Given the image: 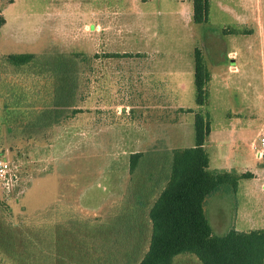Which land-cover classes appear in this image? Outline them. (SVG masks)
<instances>
[{
  "label": "rangeland",
  "instance_id": "obj_1",
  "mask_svg": "<svg viewBox=\"0 0 264 264\" xmlns=\"http://www.w3.org/2000/svg\"><path fill=\"white\" fill-rule=\"evenodd\" d=\"M91 1L0 0V160L17 177L8 190L0 186V264H138L171 149L194 144L193 114L186 113L200 111L193 76H181V86L168 74L194 47L214 85L227 54H235L236 72L224 86L229 100L208 85L202 112L212 115L214 133L206 149L211 168L227 159L234 172L252 175L237 194L208 198L206 217L216 236L262 228L264 168L250 146L264 134V0H252L255 36L243 44L223 39L221 28L239 27L215 9L212 29L185 23L192 44L157 1L108 0L103 10ZM156 25L162 36L150 39ZM27 54L24 63L11 59ZM136 153L142 158L130 173ZM174 264L199 262L181 255Z\"/></svg>",
  "mask_w": 264,
  "mask_h": 264
},
{
  "label": "trees",
  "instance_id": "obj_2",
  "mask_svg": "<svg viewBox=\"0 0 264 264\" xmlns=\"http://www.w3.org/2000/svg\"><path fill=\"white\" fill-rule=\"evenodd\" d=\"M191 2L192 22L206 25L209 22V0ZM223 31L224 34H241L236 30ZM113 56L121 57L118 54ZM125 57L130 55H122ZM11 59L24 63L32 59V55H17ZM68 59L74 68L73 60ZM64 60V57L58 60L62 70L67 67ZM193 72L195 105L200 111L188 109L186 113L193 114L194 146L172 150V159L162 170L165 185L148 209L150 237L138 264H174L175 258L181 255L193 256L199 264H264V229L248 232L231 229L223 236H216L206 217L204 207L208 198L218 194L235 195L239 182L252 179V175L209 170V155L204 145L211 134V119L202 109L208 105L211 76L200 49L193 52ZM78 112L73 110L72 114ZM46 115V125L49 126L53 122L52 114L47 112ZM141 158L139 153L130 156V173L134 172ZM262 162L264 165V155Z\"/></svg>",
  "mask_w": 264,
  "mask_h": 264
},
{
  "label": "crops",
  "instance_id": "obj_3",
  "mask_svg": "<svg viewBox=\"0 0 264 264\" xmlns=\"http://www.w3.org/2000/svg\"><path fill=\"white\" fill-rule=\"evenodd\" d=\"M135 1L137 2V4H139V3L144 4L147 1L150 2L151 0H135ZM154 1L155 2L157 1L156 4L158 6H160V8L162 7V8L165 9V14L166 15L171 16V19L175 20L180 25V26H178V29H182V31H183V34H182L183 37H181V38H184V41H186V40L190 41L191 40V43H192V40L194 38H192L191 35L188 33L189 29L187 31L188 34L184 30V28H187L185 26H188L189 24L195 25L192 22V2H191V0H154ZM64 2H66V1H64ZM88 2L91 3L92 1L88 0ZM108 3H109L108 0H105V2H103V0H100V2H99L100 10H103L104 6H105V9H107V4ZM214 9L217 12H220L223 15H225L226 19L229 20L230 22H232V24L234 26L239 27L238 29H239V32L241 33V34H237V35H231L229 33L228 34H224V36H223L224 40L228 39L229 42H232V43L236 42V43H242L243 44L245 38H247V37L252 38L253 36H255V32H254L253 27H252V22H253L252 0H209V22L206 24V26L209 27V28H211L210 21H212V15H213V10ZM142 12H143V14L141 12H140V14L142 16H145L144 19H148L149 16L147 15V13L145 11H142ZM217 19L222 20V18H220L219 16H217ZM185 23H187L188 25H186ZM214 23H216V22L214 21ZM224 24L225 23H223V25ZM196 26H200V25H196ZM161 27L162 26H158V25L153 27V28H155L157 30L152 32L153 35L150 37V39L151 38H155V36H157V35L158 36H162V33H161V35H159L160 33L158 32V30ZM149 28L151 29V27H149ZM153 28H152V30H153ZM226 29L227 28H225V27L221 28V30H226ZM221 30H219V31H221ZM236 31H238V30H236ZM150 39L148 38L147 42H150L151 41ZM225 42L227 43V41H225ZM195 49H199V48H195L194 47V50ZM194 50L192 51V53H191V51L188 53L189 59L187 60V62L186 61L183 62V63L181 62V63L177 64L176 67L174 66L175 64H171V66H174V67L172 68V70L169 73L167 72L169 74V76L178 75L180 77V79L176 83L181 84V86H183L185 84L184 78H182L183 76H185V75L186 76L187 75L188 76H193V73H194L193 72V52H194ZM190 54H191V57H190ZM151 57H154V56L151 55ZM151 57L149 56V54H147V55L145 54V58L146 59H150ZM171 57H170V59H171ZM228 57H231L230 58L231 60L228 61L229 62L228 66L223 67V72H221L220 75H219L220 77H222V78H220V82L216 83V85H214V79L212 78L213 86H215L217 88L216 91L221 92V93H219L220 94V98H219L220 100L222 98L223 99L226 98V100H229V98L231 97V95H229V97H228V94L224 96V93L226 94V92H225L226 89L224 88V86L227 85V83H229V81H231V80L228 79V76L230 74H233V73L236 72V66H234L235 65V60H234L235 54L234 53H228L227 54V59H228ZM142 58H144V56H142ZM174 59H177V57H175V58L172 57V60H174ZM182 59L184 60V57ZM167 73L165 72L164 74L168 75ZM150 74L151 73H149L148 76H150ZM182 79H183V81H182ZM167 84H168V82H167ZM193 85H194V80H193ZM146 86H147L148 90L153 91V87L154 86H152L151 83H149V81H147V85ZM184 90L185 89L181 87V91H184ZM168 91L172 93V90L170 91L169 89H167L166 92H168ZM170 98H171V95L169 96V99ZM172 102H174V101H172V99H171L169 101V103H171L173 105L174 103H172ZM175 108H177V107H175ZM181 108H183V107H181ZM209 115H210V118H211V134H210L207 142L204 145V148H205L206 152H207L206 145H207L210 137L214 133L212 115L210 113H209ZM240 118H241V116L238 117L234 121H237ZM225 120L227 122H229V119H227V117H225ZM183 123H184V121L181 119L180 122L177 125H175V131H174L175 135L176 134L179 135L181 133V131L183 130ZM230 123H233V122H230ZM224 127H225L224 130L227 132V124L224 125ZM257 137H258L257 138V142L256 143H252L251 146H250V148L252 150H254L255 153L257 151L258 142H259L258 140H259L260 135H258ZM193 146H194V144H193ZM193 146L188 147V148H192ZM175 149H186V148L177 147V148H174V149H171V150H175ZM257 158L259 160H262V158H259L258 156H257ZM224 163H225L226 166H221L222 168H219V169L211 168L212 162H211V158H210V155H209V170H211V171H228V172H234L235 171V170H233V168L231 166H230V168L227 167L229 165L227 159H225ZM262 164H263V162H262ZM263 168H264V165H263ZM235 173L243 174L245 172L238 171V172H235ZM245 181H249V180H242V181L239 182L238 187H237V192H238V189H239L241 183L245 182ZM237 192H236V194H237ZM260 229H264V225H263L262 228H257V229L256 228H249L248 230H245V231L237 230V229L234 228V230H236L238 232H248V231L260 230Z\"/></svg>",
  "mask_w": 264,
  "mask_h": 264
},
{
  "label": "built area",
  "instance_id": "obj_4",
  "mask_svg": "<svg viewBox=\"0 0 264 264\" xmlns=\"http://www.w3.org/2000/svg\"><path fill=\"white\" fill-rule=\"evenodd\" d=\"M256 154L259 158L264 155V134L259 137ZM12 167L4 160H0V186L6 190L12 187L14 180L17 178L11 174Z\"/></svg>",
  "mask_w": 264,
  "mask_h": 264
}]
</instances>
